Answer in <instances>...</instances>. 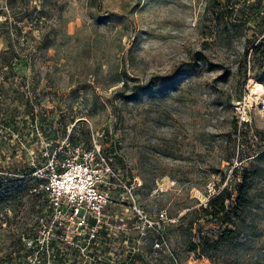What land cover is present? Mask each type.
Instances as JSON below:
<instances>
[{
    "label": "rangeland",
    "instance_id": "rangeland-1",
    "mask_svg": "<svg viewBox=\"0 0 264 264\" xmlns=\"http://www.w3.org/2000/svg\"><path fill=\"white\" fill-rule=\"evenodd\" d=\"M262 35L264 0H0V264H139L140 249L149 264H264V71L238 68ZM133 83L147 85L123 96ZM63 135L132 183L84 254L27 247L43 207L27 175ZM239 165L260 170L249 209L198 256L179 216Z\"/></svg>",
    "mask_w": 264,
    "mask_h": 264
},
{
    "label": "built area",
    "instance_id": "built-area-1",
    "mask_svg": "<svg viewBox=\"0 0 264 264\" xmlns=\"http://www.w3.org/2000/svg\"><path fill=\"white\" fill-rule=\"evenodd\" d=\"M39 155L41 160L30 172L36 180L30 188L41 195L43 207L35 216L36 229L27 247L53 252L65 243L82 254L88 246L96 249L104 207L121 204L124 189L132 183L120 179L94 142L84 145L63 135L41 146Z\"/></svg>",
    "mask_w": 264,
    "mask_h": 264
},
{
    "label": "trees",
    "instance_id": "trees-1",
    "mask_svg": "<svg viewBox=\"0 0 264 264\" xmlns=\"http://www.w3.org/2000/svg\"><path fill=\"white\" fill-rule=\"evenodd\" d=\"M247 51L248 48L243 50L241 54V64L238 66V68H242L243 75H245L247 68L251 70L255 67L260 72H263L264 35L249 46L248 57H246ZM196 57H200L203 60L206 59L205 55L198 50L194 51V58ZM220 67H222L224 73L227 71L225 66L220 65ZM253 77L258 78V75L253 74ZM146 85L147 83H133L130 86L128 94H123V96L131 97L137 89L143 88ZM261 139H264V136H262ZM259 149L254 156L264 152V146ZM232 171L233 174H238V178H234L232 187L222 186L221 188H217L207 196L205 202L200 203L196 207L187 209L179 216L180 219L185 218L184 228L187 232L186 249L196 252L198 256H210L219 250L221 244L228 242L237 230L238 221L243 219L245 213L249 209L251 188L253 182L260 175L259 167L257 165L251 167L239 165L233 166ZM29 172H31V170ZM27 176L29 178L33 177L30 174ZM33 179L35 178L33 177ZM35 181L30 183L29 187H31ZM203 220L215 223L219 227L218 232L214 234L212 232H201ZM152 231L154 242H161L164 231L160 229V225L153 224ZM28 249L31 250V248ZM135 257H139V264H149V261L144 258L143 249H140V251L134 255H129L127 259L129 261H134ZM169 258H173V253L170 254Z\"/></svg>",
    "mask_w": 264,
    "mask_h": 264
},
{
    "label": "bare ground",
    "instance_id": "bare-ground-1",
    "mask_svg": "<svg viewBox=\"0 0 264 264\" xmlns=\"http://www.w3.org/2000/svg\"><path fill=\"white\" fill-rule=\"evenodd\" d=\"M257 86H259L258 84H257ZM259 88V87H258Z\"/></svg>",
    "mask_w": 264,
    "mask_h": 264
}]
</instances>
